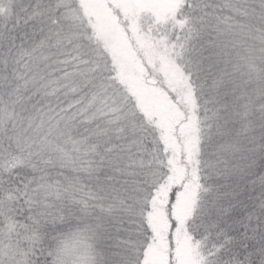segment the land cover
I'll return each mask as SVG.
<instances>
[{
  "label": "trees",
  "instance_id": "trees-1",
  "mask_svg": "<svg viewBox=\"0 0 264 264\" xmlns=\"http://www.w3.org/2000/svg\"><path fill=\"white\" fill-rule=\"evenodd\" d=\"M109 12L121 54L88 0H0V180L23 188L37 168L55 178L107 129L137 162L165 158L146 264L155 243L164 264H202L191 224L207 187L201 152L231 158L264 132V0L112 2ZM221 119L233 135L210 143ZM19 223L0 214V237L24 239Z\"/></svg>",
  "mask_w": 264,
  "mask_h": 264
},
{
  "label": "snow or ice",
  "instance_id": "snow-or-ice-1",
  "mask_svg": "<svg viewBox=\"0 0 264 264\" xmlns=\"http://www.w3.org/2000/svg\"><path fill=\"white\" fill-rule=\"evenodd\" d=\"M227 124L218 120L210 143L233 135ZM164 163L147 155L137 162L106 129L80 158L67 156L55 178L37 168L23 188L0 180V214L17 217L18 236L25 237L13 264H146L149 212ZM197 163L207 187L191 224L202 240V264H264V132L238 143L231 158L202 151ZM246 190L256 195L245 197Z\"/></svg>",
  "mask_w": 264,
  "mask_h": 264
},
{
  "label": "rangeland",
  "instance_id": "rangeland-1",
  "mask_svg": "<svg viewBox=\"0 0 264 264\" xmlns=\"http://www.w3.org/2000/svg\"><path fill=\"white\" fill-rule=\"evenodd\" d=\"M94 8H96L98 11L101 10L105 16H102L100 20H102V24L104 26V29L107 28L108 35L113 41V46L116 52L120 53L122 51L124 45L126 46V39L122 37L121 33H119L115 23L114 19H112V15L109 12V7L112 4V2H116L118 5H129L131 3L139 2V5L146 4L148 6L161 5L163 0H88ZM109 28V29H108ZM121 54V53H120ZM139 63V62H138ZM146 89L145 94H153L151 91H147ZM146 102H148V99H146ZM11 224V223H10ZM8 225L7 228L10 229L11 225ZM185 248L184 244H181L180 250ZM22 248L18 246V240H10L8 235L4 236L3 239L0 237V262H3V264H13V262L19 261L22 253ZM180 256H182L183 252L179 253ZM191 258L198 256L196 254L195 256L192 254V252L188 253ZM149 258L147 259V264H164L161 259V250L159 246H156V243L153 245V247L148 252Z\"/></svg>",
  "mask_w": 264,
  "mask_h": 264
}]
</instances>
